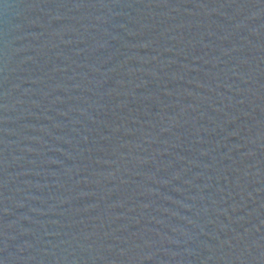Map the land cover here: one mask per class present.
I'll use <instances>...</instances> for the list:
<instances>
[{
	"label": "water",
	"instance_id": "water-1",
	"mask_svg": "<svg viewBox=\"0 0 264 264\" xmlns=\"http://www.w3.org/2000/svg\"><path fill=\"white\" fill-rule=\"evenodd\" d=\"M0 264H264V0H0Z\"/></svg>",
	"mask_w": 264,
	"mask_h": 264
}]
</instances>
